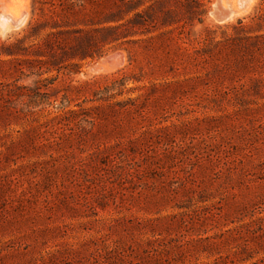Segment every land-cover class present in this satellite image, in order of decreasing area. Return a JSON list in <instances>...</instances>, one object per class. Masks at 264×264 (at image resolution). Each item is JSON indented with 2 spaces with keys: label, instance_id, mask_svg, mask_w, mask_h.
<instances>
[{
  "label": "rangeland",
  "instance_id": "rangeland-1",
  "mask_svg": "<svg viewBox=\"0 0 264 264\" xmlns=\"http://www.w3.org/2000/svg\"><path fill=\"white\" fill-rule=\"evenodd\" d=\"M33 1L23 27L0 32V264H264V84L261 95L224 99L207 61L214 43L234 33L228 26L250 18L263 0L229 22L212 11L217 0H200L202 7L139 0L137 10L105 25L154 5V20L136 28L143 34L91 47L83 61L61 57L41 76L31 46L48 30L14 45L29 34ZM177 27L171 36L182 30L189 44L205 43L206 57L185 56L170 78L184 81L185 93L138 99L145 116L119 110L118 102L144 92L129 88L151 83L142 46L132 40ZM75 43L72 36L58 56ZM116 52L124 61L105 64ZM123 69L138 80L118 94L108 80ZM253 75L264 70L243 81L251 84ZM64 109L87 120L50 124Z\"/></svg>",
  "mask_w": 264,
  "mask_h": 264
},
{
  "label": "trees",
  "instance_id": "trees-1",
  "mask_svg": "<svg viewBox=\"0 0 264 264\" xmlns=\"http://www.w3.org/2000/svg\"><path fill=\"white\" fill-rule=\"evenodd\" d=\"M166 2L167 0H158V5L164 6ZM189 5L202 7L205 4L200 0H191ZM130 6H136L135 10H137L141 4H139V0H34L29 34L14 45H20L25 39L48 30L42 41L31 46L37 56L35 61L40 69L38 75L41 76L44 72L51 71L56 66L55 62L61 57L83 61L92 56L91 47L105 46L134 34H143L144 31L140 32L141 29L136 28L148 24L147 18L154 20L152 19L155 16L154 5L148 6L144 11H137L134 18L129 19L127 23L105 25L113 21L119 22L121 20L119 16L128 14ZM228 27L232 28L234 33L227 39L216 41L214 49L207 51V61L211 63L208 76L214 86L215 95L227 100L239 99L244 94L261 95L264 77L253 75L251 84L244 82L243 79L249 72L255 74L261 69L264 70V0L261 7L250 18L240 19L237 24ZM178 29L179 27L150 35L146 41L132 40L133 43H139L142 46L145 66L149 68V71L144 75L150 78L151 83L129 88V92H134L137 89L144 90V92L137 98L118 102L119 110L136 111L145 116V105L138 103V99H149L150 94L154 91H164L167 97L168 92L172 94H176L177 91L185 93L183 91L184 81H173L170 78L176 72L178 64L185 62V56H204L205 43L199 40L196 45L189 44L182 36L184 34L182 30L178 33V38L171 36ZM150 32H152L151 29L148 30V33ZM72 36L76 42L75 45H72L70 50H64L63 56L59 57L57 49H64L66 44L69 45ZM178 41L183 44L188 43L190 47L180 45L183 47L182 52L172 49L173 43L175 45ZM24 50L28 51V49ZM127 51L130 64L138 65L140 60L137 51L130 48ZM19 52L9 54H20ZM45 68L46 70H44ZM135 80H138L135 75L123 69L108 80L107 87L112 90L117 89L118 94H122L123 88ZM158 80H162V82H158ZM228 81L239 83L229 84ZM74 87L78 89V86ZM36 93L37 95L43 94L41 87L36 88ZM64 100L70 104L68 96L64 97ZM72 117L77 125L87 120L76 109L68 111L64 109L62 113L50 119V124L64 120L69 125Z\"/></svg>",
  "mask_w": 264,
  "mask_h": 264
},
{
  "label": "bare ground",
  "instance_id": "bare-ground-1",
  "mask_svg": "<svg viewBox=\"0 0 264 264\" xmlns=\"http://www.w3.org/2000/svg\"><path fill=\"white\" fill-rule=\"evenodd\" d=\"M257 1V0H256ZM222 9L233 8L235 13L229 17L225 16V12L217 13L216 18L220 21H232L237 17L245 14L252 7L255 0H218ZM24 3V2H23ZM2 19H0V32L4 33L14 28H20L27 22L29 18V7L26 0L25 4L15 6L14 0H2ZM16 7V8H15ZM19 7V8H18ZM19 12V13H18ZM13 17L19 21L18 24H13L8 20Z\"/></svg>",
  "mask_w": 264,
  "mask_h": 264
},
{
  "label": "water",
  "instance_id": "water-1",
  "mask_svg": "<svg viewBox=\"0 0 264 264\" xmlns=\"http://www.w3.org/2000/svg\"><path fill=\"white\" fill-rule=\"evenodd\" d=\"M212 11H220V12L223 11L226 14L225 16H227V17H229L235 13V9H233V8H228V9L223 10L222 6L218 2V0L214 3ZM2 18H3L2 14H0V19H2ZM8 21L15 24V25L19 23V21L13 17H10V19ZM123 61H124V54L122 52H116V53L111 54V55L106 57V63L105 64H112L113 65L116 63L115 65H119V63H121Z\"/></svg>",
  "mask_w": 264,
  "mask_h": 264
}]
</instances>
